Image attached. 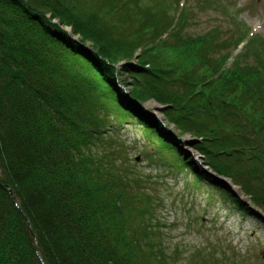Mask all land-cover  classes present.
Wrapping results in <instances>:
<instances>
[{
    "label": "trees",
    "instance_id": "1",
    "mask_svg": "<svg viewBox=\"0 0 264 264\" xmlns=\"http://www.w3.org/2000/svg\"><path fill=\"white\" fill-rule=\"evenodd\" d=\"M81 1L0 0V264H168L151 197L100 138L102 121L133 116L152 141L176 150V157L160 152L164 164L251 213L182 157L137 99L123 101L113 77L121 62L131 70L132 95L162 105L166 122L195 140L214 175L264 209V38L242 25L229 41L215 28L185 35L189 0L177 17L166 0ZM231 41L241 48L229 63Z\"/></svg>",
    "mask_w": 264,
    "mask_h": 264
},
{
    "label": "rangeland",
    "instance_id": "2",
    "mask_svg": "<svg viewBox=\"0 0 264 264\" xmlns=\"http://www.w3.org/2000/svg\"><path fill=\"white\" fill-rule=\"evenodd\" d=\"M90 1L82 0L81 5L89 7ZM184 2L166 0L170 6L169 15L177 17L178 8ZM186 8L188 24L183 29L185 35H204L215 28L222 41H229L235 32L234 28L237 31L242 25L264 38V0H189ZM52 23L57 24L58 20L53 19ZM111 24L113 30L121 25L115 21ZM59 27L72 41L93 54L99 51L91 41L82 40L75 34L70 26L60 24ZM232 43L229 47V52H232L229 63L241 48V45L233 47ZM158 50L162 51L161 48ZM137 55L134 62L137 61ZM244 61L251 65L253 57L248 55ZM124 66L123 62L116 64L113 77L121 93L128 92L125 98L137 99L140 110L150 114L177 141V152L184 158H191L199 170L215 178L214 172L204 163L203 156L192 147L195 140L188 134L180 135L172 124L166 122L162 114L163 106L152 99L139 102L132 95L131 70L126 71ZM111 119L115 120V115H111ZM122 119L124 122L111 121V126L103 125L102 121L104 134L100 138L103 142L106 140L108 149L119 157V167L131 172V177L137 179L142 192L151 197L154 231L160 237L158 241H161L168 264H212L213 260L219 264H264V224L259 218H264V209L254 205L249 195L229 178L227 181L234 191L243 196L241 201L254 207L257 211H254L255 214H245L228 200L224 201L219 191L206 181L202 180L197 185L192 172L163 163V154L160 152L175 156L176 150L167 152L160 147L158 140L154 138L152 141V136H148L133 116Z\"/></svg>",
    "mask_w": 264,
    "mask_h": 264
},
{
    "label": "water",
    "instance_id": "3",
    "mask_svg": "<svg viewBox=\"0 0 264 264\" xmlns=\"http://www.w3.org/2000/svg\"><path fill=\"white\" fill-rule=\"evenodd\" d=\"M140 105V104H139ZM141 106V105H140ZM217 179L220 181V182H222V183H224V185L233 193V194H235L236 196H238L240 199H242L243 200V196H239V194L238 193H236L235 191H234V188L231 186V184L227 181V179L226 178H224V177H220V176H217ZM0 187L2 188V189H6V186L5 185H3V184H1V182H0ZM8 193H10V194H12V190L11 189H9L8 190ZM255 211V210H254ZM256 212V211H255Z\"/></svg>",
    "mask_w": 264,
    "mask_h": 264
},
{
    "label": "bare ground",
    "instance_id": "4",
    "mask_svg": "<svg viewBox=\"0 0 264 264\" xmlns=\"http://www.w3.org/2000/svg\"><path fill=\"white\" fill-rule=\"evenodd\" d=\"M133 62H134V61H133ZM126 92H127V91H126ZM126 92H124V91H123V94H122V93H120V96L122 97L123 101H125V99H124V98H125V97L127 98V96H128V94H127L128 92H127V93H126ZM148 136H151V135H148ZM216 179H217V178H216ZM217 180H218V179H217ZM220 184H222V185H223L224 183H222V182H221ZM223 186H224V185H223Z\"/></svg>",
    "mask_w": 264,
    "mask_h": 264
}]
</instances>
